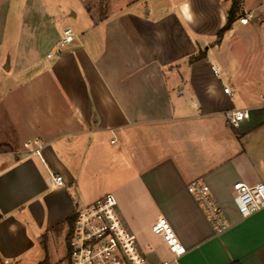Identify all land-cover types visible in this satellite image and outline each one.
Wrapping results in <instances>:
<instances>
[{
	"label": "crops",
	"instance_id": "obj_1",
	"mask_svg": "<svg viewBox=\"0 0 264 264\" xmlns=\"http://www.w3.org/2000/svg\"><path fill=\"white\" fill-rule=\"evenodd\" d=\"M104 2L63 48L49 12L16 6V51L8 39L0 50V264L52 260L75 212L104 195L154 264H264V209L243 218L233 188L264 182V103L237 106L224 92L233 75H216L209 55L231 0ZM12 6L0 0V48ZM233 109L251 117L233 127ZM36 138L41 155L25 147ZM194 179L209 185L225 231L189 192ZM162 220L185 248L178 260Z\"/></svg>",
	"mask_w": 264,
	"mask_h": 264
},
{
	"label": "built area",
	"instance_id": "obj_2",
	"mask_svg": "<svg viewBox=\"0 0 264 264\" xmlns=\"http://www.w3.org/2000/svg\"><path fill=\"white\" fill-rule=\"evenodd\" d=\"M253 17L252 12L243 10L239 22L248 24ZM74 37L73 29L65 28L59 41L60 48L71 43ZM60 51L58 50V52ZM52 55V53H48L47 57L51 58ZM211 69L216 75H219L217 65L212 64ZM224 92L234 97V92L229 87H225ZM250 117L251 112L248 109H233L227 112V121L233 127H239L243 121ZM25 147L30 153L41 155L43 144L36 138L27 141ZM53 180L58 186L65 183L62 175H54ZM187 188L195 196L208 220L217 231H225L228 228V223L214 199L209 185L201 179H194L189 182ZM233 188L234 202L243 218L264 209V182L253 185L236 182ZM159 232L162 240L174 255V259L178 260L185 253V248L172 225L168 221L162 220ZM67 264L154 263L147 254L140 250L136 235L127 228L119 213L116 198L104 195L75 212L73 228L68 238ZM164 264H168V261H165Z\"/></svg>",
	"mask_w": 264,
	"mask_h": 264
},
{
	"label": "rangeland",
	"instance_id": "obj_3",
	"mask_svg": "<svg viewBox=\"0 0 264 264\" xmlns=\"http://www.w3.org/2000/svg\"><path fill=\"white\" fill-rule=\"evenodd\" d=\"M13 6L9 11V16L4 22V26L7 28L3 38V45L0 50L4 51L6 48L4 42L8 39L10 46L11 41H15L18 36V25L20 23V16H16L18 5L22 4L23 9L26 11L28 8H32L33 5L44 8L52 15L55 28L58 32L63 31L65 27L73 29L76 34L78 27L83 25L85 12L88 7H92V11L97 10V4L103 10L105 2L107 0H10ZM112 4H120L123 2H130L131 0H111ZM141 6L146 3L154 6L161 5L170 7V0H160L156 4V0H140ZM243 10H247L254 14L252 20L248 24H241L237 19L233 25V30L227 32L221 40L218 37L212 40L210 39L209 50L212 63H215L219 68L221 77H225V74H232L233 77L229 85L232 87V83L237 84V88L234 91L233 102L240 107L247 106L254 103H264V0H243ZM114 5V4H113ZM229 3L227 4V6ZM147 8V7H146ZM1 11V7H0ZM77 13V17H69ZM95 14V12H94ZM1 17V15H0ZM1 21H0V34H1ZM4 33V31H3ZM214 41V42H213ZM11 47V46H10ZM9 47V48H10ZM207 45L204 46L206 50ZM10 51L14 54L16 47L10 48ZM44 52L54 53L55 48H47ZM8 76L2 69L0 72V79H5ZM226 78V77H225ZM7 81H10L9 79ZM57 253V254H56ZM53 259L49 261V264H67L68 263V247L65 240L62 245L55 252ZM10 264H37L35 262H22V263H10Z\"/></svg>",
	"mask_w": 264,
	"mask_h": 264
},
{
	"label": "trees",
	"instance_id": "obj_4",
	"mask_svg": "<svg viewBox=\"0 0 264 264\" xmlns=\"http://www.w3.org/2000/svg\"><path fill=\"white\" fill-rule=\"evenodd\" d=\"M243 0H231L230 7L227 11V22L226 24L219 30L217 37L219 40L224 38L225 34L229 31L232 30L233 25L237 19H239L243 15ZM205 56L204 52H200L197 56H194L191 58L192 61L201 59ZM75 215L70 221V227H69V232H68V238L71 234L72 228H73V223H74ZM38 264H49V260L47 257Z\"/></svg>",
	"mask_w": 264,
	"mask_h": 264
}]
</instances>
